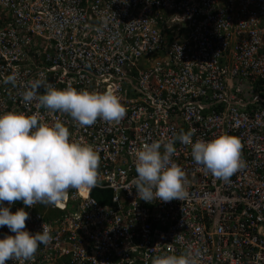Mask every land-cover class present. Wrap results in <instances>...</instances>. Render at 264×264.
<instances>
[{"label": "built area", "instance_id": "1", "mask_svg": "<svg viewBox=\"0 0 264 264\" xmlns=\"http://www.w3.org/2000/svg\"><path fill=\"white\" fill-rule=\"evenodd\" d=\"M38 79L111 91L126 114L81 126L23 100ZM5 112L58 120L100 157L94 188L69 189L57 205L10 206L29 213L28 231L48 226L52 241L6 264H153L189 252L196 264H264V0H0ZM191 129L193 142L239 138L245 167L227 182L207 173L178 139ZM171 140L187 197L139 200L135 152ZM5 235L14 233L0 227Z\"/></svg>", "mask_w": 264, "mask_h": 264}, {"label": "clouds", "instance_id": "2", "mask_svg": "<svg viewBox=\"0 0 264 264\" xmlns=\"http://www.w3.org/2000/svg\"><path fill=\"white\" fill-rule=\"evenodd\" d=\"M127 3V0H123ZM16 75L5 78V84H15ZM45 89L40 95L38 90ZM25 102L36 101L52 112L69 114L81 126H91L97 119L119 122L126 109L111 92L57 89L43 79L34 80L21 93ZM195 129L181 132L178 139L191 147L194 162L213 177L227 182L245 167L239 138L227 134L210 141L196 140ZM175 140L167 143H145L135 152L133 180L139 200L170 202L183 200L185 173L172 162ZM100 157L87 144L70 141L69 129L60 121L40 123L37 115L5 112L0 114V227H7L14 235L0 239V264L16 259L30 261L41 245L52 241L51 229L32 233L26 229L29 213L23 208L15 212L10 206L22 201L26 207L37 203L57 205L66 199L69 189H92L97 185ZM5 202L8 206H5ZM153 264H196L191 253L163 255Z\"/></svg>", "mask_w": 264, "mask_h": 264}]
</instances>
